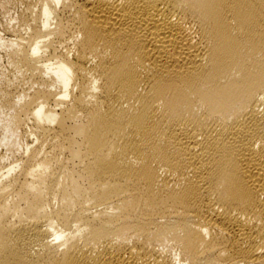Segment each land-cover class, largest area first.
Here are the masks:
<instances>
[{
    "label": "bare ground",
    "instance_id": "obj_1",
    "mask_svg": "<svg viewBox=\"0 0 264 264\" xmlns=\"http://www.w3.org/2000/svg\"><path fill=\"white\" fill-rule=\"evenodd\" d=\"M12 21L0 264H264V0H25Z\"/></svg>",
    "mask_w": 264,
    "mask_h": 264
},
{
    "label": "rangeland",
    "instance_id": "obj_2",
    "mask_svg": "<svg viewBox=\"0 0 264 264\" xmlns=\"http://www.w3.org/2000/svg\"><path fill=\"white\" fill-rule=\"evenodd\" d=\"M24 1L25 0H0V35L3 37H9L8 35H12L14 34L12 31V26H14V22L12 21V19L16 18L18 15H20L23 12L24 9ZM14 23V24H13ZM13 24V25H12ZM10 25V26H9ZM10 28H12L11 30H9ZM7 29V31H5ZM10 31V32H9ZM9 32V34L7 33ZM3 52L1 53V60H0V74L4 73L6 75H10L12 72V67L10 66V60L8 61V58L5 56H3ZM10 70V71H9ZM7 71H9L7 73ZM21 133V132H20ZM23 131L21 133L20 139L24 138L21 140V143H25L22 141H26V143L30 142V138H27L29 136H25L23 135ZM23 136V137H22ZM22 151V149H21ZM21 151L19 153V155L21 154ZM23 152V151H22ZM4 153V154H2ZM11 153L6 152L5 149L0 148V155H4V163L8 164L13 162V160H15L13 157H17V153L12 156L10 155ZM15 157V158H16Z\"/></svg>",
    "mask_w": 264,
    "mask_h": 264
}]
</instances>
